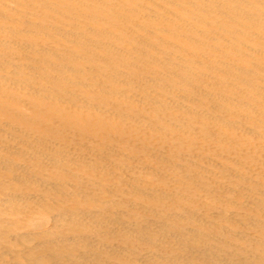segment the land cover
Wrapping results in <instances>:
<instances>
[{
  "label": "bare ground",
  "instance_id": "1",
  "mask_svg": "<svg viewBox=\"0 0 264 264\" xmlns=\"http://www.w3.org/2000/svg\"><path fill=\"white\" fill-rule=\"evenodd\" d=\"M0 264H264V0H0Z\"/></svg>",
  "mask_w": 264,
  "mask_h": 264
}]
</instances>
